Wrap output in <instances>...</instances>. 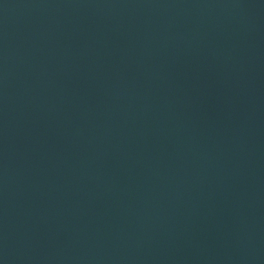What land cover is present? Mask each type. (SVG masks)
Here are the masks:
<instances>
[{"label": "water", "instance_id": "1", "mask_svg": "<svg viewBox=\"0 0 264 264\" xmlns=\"http://www.w3.org/2000/svg\"><path fill=\"white\" fill-rule=\"evenodd\" d=\"M0 264H264V0H0Z\"/></svg>", "mask_w": 264, "mask_h": 264}]
</instances>
